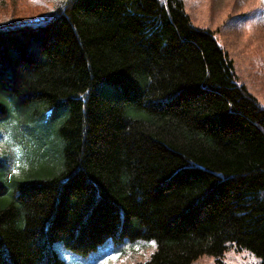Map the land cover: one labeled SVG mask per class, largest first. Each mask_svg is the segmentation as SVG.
Returning <instances> with one entry per match:
<instances>
[{"label": "trees", "instance_id": "obj_1", "mask_svg": "<svg viewBox=\"0 0 264 264\" xmlns=\"http://www.w3.org/2000/svg\"><path fill=\"white\" fill-rule=\"evenodd\" d=\"M56 1L0 24V125L5 96L66 109L55 166L0 158V264H66L56 239L88 255L107 238L155 242L136 264L219 261L228 243L264 264V104L213 31L183 0Z\"/></svg>", "mask_w": 264, "mask_h": 264}, {"label": "rangeland", "instance_id": "obj_2", "mask_svg": "<svg viewBox=\"0 0 264 264\" xmlns=\"http://www.w3.org/2000/svg\"><path fill=\"white\" fill-rule=\"evenodd\" d=\"M56 2L0 0V24L37 19ZM183 4L193 25L213 31L232 60L238 81L264 104V0H183ZM5 99L7 112L0 125V158H4L7 168L16 174L20 166H25L22 151H26L27 167L55 166L60 149L56 132L66 114L65 107L43 111L41 102L19 105L10 96ZM52 246L66 264H136L153 249L152 241L114 242L111 238L88 255L68 250L59 239ZM217 258L219 261L212 255L201 254L193 264H259L258 256L248 249H237L233 243H228Z\"/></svg>", "mask_w": 264, "mask_h": 264}, {"label": "snow or ice", "instance_id": "obj_3", "mask_svg": "<svg viewBox=\"0 0 264 264\" xmlns=\"http://www.w3.org/2000/svg\"><path fill=\"white\" fill-rule=\"evenodd\" d=\"M16 169L14 168L13 171H15ZM152 246L155 247V242H152ZM137 247H140V245H137Z\"/></svg>", "mask_w": 264, "mask_h": 264}]
</instances>
